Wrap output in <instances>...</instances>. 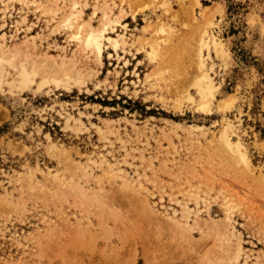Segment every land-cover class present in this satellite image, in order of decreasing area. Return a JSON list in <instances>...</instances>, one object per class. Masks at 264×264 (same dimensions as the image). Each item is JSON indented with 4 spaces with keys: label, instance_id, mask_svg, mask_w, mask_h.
<instances>
[{
    "label": "rangeland",
    "instance_id": "1",
    "mask_svg": "<svg viewBox=\"0 0 264 264\" xmlns=\"http://www.w3.org/2000/svg\"><path fill=\"white\" fill-rule=\"evenodd\" d=\"M78 1L84 28L104 11L112 35L126 25L117 51L105 41L98 59L68 36L70 0H0V48L38 66L24 86L0 67V264H264V0ZM204 29L220 40L204 49L217 85L207 109ZM62 65L67 80L38 86ZM227 119L248 164L219 137ZM100 154L114 165L85 175ZM176 200H188L191 228Z\"/></svg>",
    "mask_w": 264,
    "mask_h": 264
},
{
    "label": "bare ground",
    "instance_id": "2",
    "mask_svg": "<svg viewBox=\"0 0 264 264\" xmlns=\"http://www.w3.org/2000/svg\"><path fill=\"white\" fill-rule=\"evenodd\" d=\"M56 1L59 0H54ZM61 1V0H60ZM65 2V1H64ZM36 6V5H35ZM40 6V4H39ZM79 1L78 0H70L69 2V8L68 11L65 12V14L62 15L61 20L59 21L62 25H64L67 30H69L68 36L75 40L77 45H81L83 49H87L95 54V56L99 59L102 55L103 47L106 43H108L107 46H111V48L114 51H117L118 44L125 41V30L126 25L122 24L125 30L123 32H116V35H112L111 33L114 32L115 26L117 24V19L113 18L108 11H104L102 13V19L98 26H92L89 25L88 28H84L83 22H81L80 15H81V8H78ZM55 11V10H54ZM53 11V12H54ZM53 16V15H52ZM54 17V16H53ZM157 31L159 32H168V29L166 26L161 23L159 24ZM163 34V33H162ZM161 42L166 41L167 38L165 36L158 37ZM210 43L214 46L220 45V40L217 38L216 34L213 32L208 31L207 29H204L202 34L199 37L198 45H197V68H198V80L196 81L197 86V92L199 95V106L202 109H207L208 104L211 100V98L215 95V89L217 85L214 83V78L211 75V72L209 71L210 67L206 65L205 57H204V49L208 50ZM160 41L156 40L149 42V47L146 49L147 53L155 57L158 54V48L160 46ZM4 48H0V67L2 68L3 63H8L11 66H15L17 68L16 73L17 76L14 77L18 80L19 84L24 86L31 83L37 73V65L31 63V67H27L25 64V59L20 60L18 63H15L13 61L14 54H8V52H5ZM73 66V65H72ZM0 68V70H1ZM67 67H64L63 65L60 66L61 73H49L48 75L44 76L38 83V86H41L43 83L48 82L49 80L54 81L56 84H59L63 79L67 80L69 78V74L67 73ZM2 71V70H1ZM0 71V73H1ZM2 75V74H1ZM5 75V74H4ZM2 82V78L0 76V84ZM187 98L193 99L190 94L187 95ZM230 129V131H229ZM219 137L223 140L224 144L228 146L232 153L237 155L240 160L244 161L246 164H248V156L247 153L243 147L240 135L232 128V122L230 120H224L222 123V127L220 129ZM55 148V144L51 143L48 148L52 149ZM53 148V149H54ZM102 162H106L110 167H112L114 164L109 163L106 159V157L103 154H100L99 157L96 159L88 158V162L81 164V169L84 171V174H89L88 169L91 167V164H101ZM117 171L121 172L122 168L117 167ZM48 174H51L53 178H57L56 173H51L49 170L47 172ZM96 179V178H94ZM98 180V179H97ZM96 181V180H95ZM97 182V181H96ZM135 182L132 178H124V185L125 186H131ZM99 183V181H98ZM97 183V184H98ZM81 185L80 187H82ZM100 186V185H99ZM142 186L141 182L138 181V187ZM71 189H75L76 187L72 188L71 185H69ZM79 188V187H77ZM76 188V189H77ZM85 189V187H84ZM81 189L80 194H87L86 190ZM83 190V191H82ZM74 191V190H73ZM89 191V190H88ZM76 193L78 192L75 191ZM83 192V193H82ZM86 192V193H85ZM98 193V192H97ZM193 193L189 192V196H191ZM89 198L94 196L92 193L88 194ZM195 202L196 204L202 201L203 203H207V200L205 197H203L198 192H195L194 194ZM83 202V201H82ZM177 203L181 205V212L182 216L184 217L183 221H178L179 223L187 226L188 228H191L192 226L189 223V217L191 213V209L189 208L188 200H176ZM232 200H230L227 197L223 198V204L226 207V213L224 215V219L228 222L231 221V210L233 208V205L231 204ZM177 213V210L174 209L172 211L171 215H168L169 218L175 220V215ZM242 246L240 242L237 243V250H241ZM238 255V253H237ZM236 255V257H237Z\"/></svg>",
    "mask_w": 264,
    "mask_h": 264
}]
</instances>
